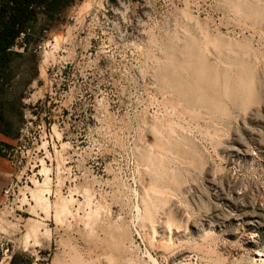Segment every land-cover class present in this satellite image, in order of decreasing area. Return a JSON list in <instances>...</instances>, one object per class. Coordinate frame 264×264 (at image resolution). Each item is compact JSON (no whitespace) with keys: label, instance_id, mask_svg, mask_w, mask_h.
<instances>
[{"label":"rangeland","instance_id":"rangeland-1","mask_svg":"<svg viewBox=\"0 0 264 264\" xmlns=\"http://www.w3.org/2000/svg\"><path fill=\"white\" fill-rule=\"evenodd\" d=\"M30 37L0 69V263L264 264V0H71Z\"/></svg>","mask_w":264,"mask_h":264},{"label":"trees","instance_id":"trees-1","mask_svg":"<svg viewBox=\"0 0 264 264\" xmlns=\"http://www.w3.org/2000/svg\"><path fill=\"white\" fill-rule=\"evenodd\" d=\"M70 2L71 0H0V69L2 58L12 52L11 47L18 42V38L21 40L19 45L24 50H29L30 33L39 16L49 26Z\"/></svg>","mask_w":264,"mask_h":264},{"label":"bare ground","instance_id":"bare-ground-1","mask_svg":"<svg viewBox=\"0 0 264 264\" xmlns=\"http://www.w3.org/2000/svg\"><path fill=\"white\" fill-rule=\"evenodd\" d=\"M28 220V219H27ZM26 220V221H27ZM28 223H29V220L27 221ZM30 224V223H29ZM31 226V225H30ZM30 228V227H29ZM33 228V227H32ZM30 230V229H29ZM256 256H261V255H263V253H260V252H256V253H254ZM257 258V257H256ZM263 258V257H262ZM263 260V259H262ZM264 261V260H263ZM0 264H8L7 262H1Z\"/></svg>","mask_w":264,"mask_h":264},{"label":"crops","instance_id":"crops-1","mask_svg":"<svg viewBox=\"0 0 264 264\" xmlns=\"http://www.w3.org/2000/svg\"><path fill=\"white\" fill-rule=\"evenodd\" d=\"M1 171V170H0ZM0 175H1V172H0ZM0 180H1V176H0Z\"/></svg>","mask_w":264,"mask_h":264}]
</instances>
